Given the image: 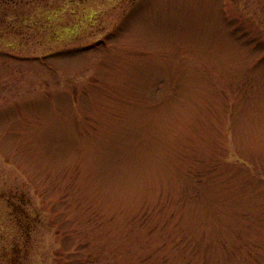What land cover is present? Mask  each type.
I'll list each match as a JSON object with an SVG mask.
<instances>
[{
    "label": "rangeland",
    "instance_id": "obj_1",
    "mask_svg": "<svg viewBox=\"0 0 264 264\" xmlns=\"http://www.w3.org/2000/svg\"><path fill=\"white\" fill-rule=\"evenodd\" d=\"M0 264H264V0H0Z\"/></svg>",
    "mask_w": 264,
    "mask_h": 264
}]
</instances>
